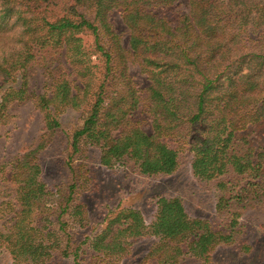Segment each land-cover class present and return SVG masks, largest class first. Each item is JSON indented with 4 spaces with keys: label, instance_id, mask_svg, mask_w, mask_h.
<instances>
[{
    "label": "trees",
    "instance_id": "1",
    "mask_svg": "<svg viewBox=\"0 0 264 264\" xmlns=\"http://www.w3.org/2000/svg\"><path fill=\"white\" fill-rule=\"evenodd\" d=\"M175 2L0 0V38L11 37L13 45L0 61V116L27 99L23 74L29 66L53 74L61 56L82 85L73 93L69 80L59 77L50 95L36 99L45 130L60 129L57 110L87 105L68 140L72 176L64 188L44 182L40 145L11 164L20 210L13 232L0 233V248L13 264L70 257L83 264L87 250L117 259L144 238L156 240L148 257L161 264L184 257L215 264L212 251L241 235L242 215L264 208V0H186L182 15L172 8ZM114 11L127 29L128 50L110 22ZM84 36L91 38L88 46ZM130 59L149 82L144 98L128 73ZM140 113L148 114L151 134L138 126ZM86 149L98 152L104 168L143 177L171 176L189 153L193 176L215 181L219 225L190 218L179 197H160L149 224L124 207L83 242L85 250L73 246L70 229L84 228L88 218L76 198L71 163Z\"/></svg>",
    "mask_w": 264,
    "mask_h": 264
},
{
    "label": "rangeland",
    "instance_id": "2",
    "mask_svg": "<svg viewBox=\"0 0 264 264\" xmlns=\"http://www.w3.org/2000/svg\"><path fill=\"white\" fill-rule=\"evenodd\" d=\"M179 14H186V0H177L172 7ZM155 14L158 9L153 10ZM110 22L121 39V45L128 50V32L122 22L119 11L110 15ZM89 36H84L87 46ZM13 49L12 38H0L1 58ZM96 57L93 56L92 59ZM47 73L45 68L36 65L29 66L24 75L26 81L27 99L23 102H13L8 105L4 116H0V233L13 232L16 215L20 208L16 198L15 185L11 178V164L23 153L43 148L38 157L42 165V178L48 187L64 188L71 180L68 160V140L73 132L81 127L87 115V105L80 109L62 108L55 112L60 122V129L49 133L44 128L42 114L36 108L35 102L39 96L50 95L52 85L58 78L69 80L74 88L73 93L81 88V80L76 70L66 64L61 56ZM128 73L135 87L140 90L141 98L146 97L149 85L146 75L132 59L128 61ZM20 78L12 85L19 86ZM146 108L144 107V111ZM138 126L147 134L152 133L151 120L147 113H140ZM95 149H86L81 157L73 160L71 167L76 173L78 191L76 198L86 207L87 225L84 228L70 229L73 246L80 245L86 249L85 243L100 232L105 225V219L111 212L124 207L138 210L145 224H149L156 211V200L160 197H179L183 201L188 216L209 222L217 227L216 216L217 191L215 181L203 182L195 178L191 172L189 153L180 156L178 169L168 177H143L131 170L119 167L107 169L98 161ZM241 235L229 246L219 245L211 255L215 264H264V208L247 211L240 219ZM156 242L153 238L137 240L129 253L117 259H107L89 253L84 255L83 264H161L155 258L148 257L150 248ZM0 264H13L6 248H0ZM52 264H73L72 258H58ZM176 264H200L191 257H184Z\"/></svg>",
    "mask_w": 264,
    "mask_h": 264
}]
</instances>
